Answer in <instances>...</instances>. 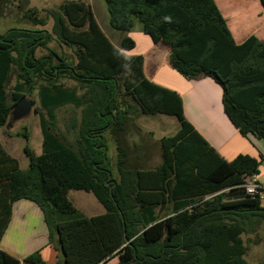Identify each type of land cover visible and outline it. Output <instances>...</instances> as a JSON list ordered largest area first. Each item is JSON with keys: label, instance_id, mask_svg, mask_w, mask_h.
<instances>
[{"label": "trees", "instance_id": "obj_1", "mask_svg": "<svg viewBox=\"0 0 264 264\" xmlns=\"http://www.w3.org/2000/svg\"><path fill=\"white\" fill-rule=\"evenodd\" d=\"M13 1L19 22L37 28L0 32V132L16 104L37 91L43 154L27 150L29 167L21 169L0 142V241L13 204L28 200L43 213L55 264H108L113 256L117 264H252L245 236L264 227V203L242 184L264 157H221L186 119L181 96L149 81L143 57L125 52L135 48L127 34L136 19L169 47L176 71L221 86L224 112L241 135L264 140V41L251 35L237 43L215 0H104L110 27L124 34L119 47L85 0H66L44 16L28 0ZM7 2L0 0V15ZM39 49L49 53L38 57ZM67 105L63 132L57 110ZM158 114L176 117L178 131L158 143L145 135L132 141L141 134L136 119ZM71 190L92 193L104 213H81ZM0 264L46 263L40 251L21 261L0 249Z\"/></svg>", "mask_w": 264, "mask_h": 264}, {"label": "crops", "instance_id": "obj_2", "mask_svg": "<svg viewBox=\"0 0 264 264\" xmlns=\"http://www.w3.org/2000/svg\"><path fill=\"white\" fill-rule=\"evenodd\" d=\"M215 1L237 43H242L251 35L264 41V7L260 0ZM95 18L102 28L96 15ZM244 21L251 22L250 27L245 28L242 24ZM102 30L105 32L103 28ZM108 33L105 32L107 37L119 47L124 34L112 38L113 33ZM127 35L135 41V48L125 54L142 56L145 77L181 96L186 119L221 157L227 161H232L239 154L258 159L260 156L264 157V140L252 135L244 137L228 119L223 108V90L219 84L206 76L197 79L184 77L171 66L169 47L163 43L155 44L140 27ZM256 180L264 185V181L260 182L257 177ZM0 249L21 261L36 251L41 252L46 264H55L58 259L57 251L48 243V230L41 209L28 200L13 204L11 219L0 241ZM117 263L116 256L108 260V264Z\"/></svg>", "mask_w": 264, "mask_h": 264}, {"label": "rangeland", "instance_id": "obj_3", "mask_svg": "<svg viewBox=\"0 0 264 264\" xmlns=\"http://www.w3.org/2000/svg\"><path fill=\"white\" fill-rule=\"evenodd\" d=\"M30 7H35L41 11V15H45L46 9H56L60 4L66 0H28ZM91 5L94 14L98 18L102 28L106 33H113L115 35H123L119 31H115L110 27V18L107 10V6L104 0H85ZM18 1L10 0L7 2L3 13L0 15V32L4 33L10 28L20 27V28H37L31 24L20 23L19 14L17 9ZM135 30L141 26V23L135 19ZM52 20L48 21V25L45 27L48 31H51ZM149 37V36H147ZM150 39V38H149ZM115 40V39H113ZM50 48L56 49L58 52H62V49L58 46L56 42L49 44ZM49 52L46 49H39L37 56H45ZM66 53L71 55L70 50H66ZM67 85H73L72 82H67ZM16 83L15 76L12 77L10 83L8 84L7 91L11 93L13 86ZM29 101H33L34 105L31 110L23 115L22 117L11 115L6 126L0 132V142L6 149V151L15 157L21 169H27L29 167V157L27 155V150H31L36 156L43 154V136L40 126V114L42 109L39 104V97L37 91L32 95L25 97ZM72 106L67 105L57 110V123L59 128L65 132V123L70 117ZM136 124L141 130V134L134 133L131 137L132 141H139L140 135H145L149 141L153 143H158L159 140L164 136H173L177 131L179 122L176 117L168 115H149L146 117L139 116L136 119ZM69 139L72 137L69 136ZM108 137V136H107ZM107 144L109 146V156L114 165L116 154L115 148L110 140L107 138ZM160 162V151L155 149L154 160L152 165H157ZM114 176L117 178V172L114 170ZM260 182L264 181V159L261 161L259 166V173L256 175ZM72 204L81 213L86 216L99 215L104 212L103 207L98 202L96 197L92 193L85 191L71 190L68 195ZM245 239H249V250L246 255V260L252 264H264V227L259 230L257 234L250 236H245Z\"/></svg>", "mask_w": 264, "mask_h": 264}, {"label": "built area", "instance_id": "obj_4", "mask_svg": "<svg viewBox=\"0 0 264 264\" xmlns=\"http://www.w3.org/2000/svg\"><path fill=\"white\" fill-rule=\"evenodd\" d=\"M242 187L251 199H257L264 203V185L260 184L256 180V176H250L246 178L245 182L242 184Z\"/></svg>", "mask_w": 264, "mask_h": 264}, {"label": "water", "instance_id": "obj_5", "mask_svg": "<svg viewBox=\"0 0 264 264\" xmlns=\"http://www.w3.org/2000/svg\"><path fill=\"white\" fill-rule=\"evenodd\" d=\"M33 105V101H29L26 98H22L14 108V116L22 117L31 110Z\"/></svg>", "mask_w": 264, "mask_h": 264}, {"label": "flooded vegetation", "instance_id": "obj_6", "mask_svg": "<svg viewBox=\"0 0 264 264\" xmlns=\"http://www.w3.org/2000/svg\"><path fill=\"white\" fill-rule=\"evenodd\" d=\"M14 108H15V107H14ZM14 113H15V112H14V109H13L12 112H11V115H14Z\"/></svg>", "mask_w": 264, "mask_h": 264}]
</instances>
